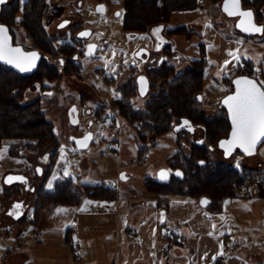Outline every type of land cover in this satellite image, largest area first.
Returning a JSON list of instances; mask_svg holds the SVG:
<instances>
[{
	"label": "crops",
	"instance_id": "0c3cea01",
	"mask_svg": "<svg viewBox=\"0 0 264 264\" xmlns=\"http://www.w3.org/2000/svg\"><path fill=\"white\" fill-rule=\"evenodd\" d=\"M220 4H215L212 0H198L195 10L172 14L191 17L186 28L192 35L190 38L174 35L169 38V42L172 51L187 64L199 58V44H204L207 61L218 64V74L223 80L236 72L239 60L249 61L253 65L251 58L241 54L240 47L248 40L263 41L264 34L244 35L236 30V19L222 14L228 20L225 23L227 28L235 34L231 37L229 31L228 35H224L223 29L221 31L213 23L214 14L220 18L215 10L219 9L218 12L222 13ZM262 11L264 13V6ZM201 19H204V24L199 26L197 22ZM257 23L264 26V18ZM229 51L235 53V56H228ZM225 60L231 63L225 66ZM262 64L264 63L258 69L261 73L257 74L261 75L260 81H264ZM167 133L170 131L156 138ZM115 138L119 142L118 150L115 151L116 157L114 152L98 157L91 176H84L75 169V178L71 175L65 176V170L68 172L71 167L66 154V165L60 175L73 181L80 199L76 203L47 206L36 218L33 212L29 219L33 229L26 236V208L30 202L25 203L19 182L8 185L4 178L12 173L22 174L30 179L27 173L29 169L22 168L20 156L5 159L10 167L5 170L0 167V264H264V195L256 183L245 188L239 197L225 198L220 212L212 213L194 199L169 195L163 208L149 200L153 195L144 185L145 178L156 176L151 170H144L142 174L135 176L125 173L128 179L118 180L122 171L139 170L146 168V165L132 166V160L123 159L127 155L126 146L122 143L121 134ZM168 140L170 146L164 156L165 164L175 152L169 153L178 144L172 137ZM143 151L148 156L144 149ZM243 157L241 161L244 167L259 170L264 176L261 158L256 153ZM1 164L5 163L0 162ZM108 166L109 172H103ZM161 167L166 168V165ZM105 180H111L110 186L103 183ZM98 185L105 186L107 195L114 194L113 197L96 199L86 193V186ZM14 188L21 193H13ZM9 190L13 192L6 196ZM138 194L144 198L137 200ZM20 200L24 201L22 215L14 218L9 213L12 211V204ZM181 222H185V225L181 226ZM163 226L180 230L187 244H175L171 257L162 256L156 261L154 251L163 242ZM11 234L17 244L8 240L7 236ZM23 237L24 241L21 242Z\"/></svg>",
	"mask_w": 264,
	"mask_h": 264
},
{
	"label": "trees",
	"instance_id": "16d2710c",
	"mask_svg": "<svg viewBox=\"0 0 264 264\" xmlns=\"http://www.w3.org/2000/svg\"><path fill=\"white\" fill-rule=\"evenodd\" d=\"M96 1L103 3L107 0ZM212 2L219 4L222 0ZM242 5L254 11L257 22L264 18V0H242ZM197 6L198 0H163L162 4L159 0H123V29L130 33H145L153 27L167 23L172 13L193 11ZM45 9L46 0H25L22 5L19 0H15L2 6L0 23L8 26L13 41L12 28L17 25L32 42V48L37 49L43 58L37 70L30 76L20 75L0 64V147L4 141H12L9 154L18 157L21 156L23 148L35 151L52 145V148H47L51 163L55 160L61 143L53 131L52 122L46 119L40 107V99L24 102V96L38 86L44 89L46 81L61 76L81 78V74L79 68L71 61L65 62L64 65H55L48 61V58H53L57 53L41 24ZM19 13L21 17L18 19ZM165 33L169 38L174 35L190 38L192 35L185 26L165 30ZM58 50L67 57H72L77 52V48L70 43H61ZM199 54V58L191 60L189 66L179 73L174 70L172 64H162L150 70L148 76L153 93L143 109L137 110L131 103L135 95L133 86L126 88L121 97L111 105L116 109L117 115L134 127L141 144L172 131L182 119L189 120L192 126L198 128L195 134L201 136L199 139H193L195 134L186 131L188 146L191 148L190 156H184L181 147L167 159L166 168L179 171L182 177L172 175L169 182L164 184L159 183L155 177H149L145 178L144 185L154 197L180 196L198 202L201 198H207L210 200L207 210L216 213L222 210L225 198L241 196L247 186L263 181L264 176L259 170L236 168L233 164L210 159V152L216 148L218 140L228 135L230 124L223 108H218L215 114L208 116L197 99L203 92L208 62L202 43L199 44ZM246 62L252 65L249 61ZM257 74L252 77L260 81ZM238 75L241 73L236 70L231 77L222 80L226 87L228 86L222 97L232 91L231 81ZM101 108L104 106L100 105L97 110ZM184 132L181 130L176 133L181 138ZM180 138L178 142L181 141ZM199 141L202 143L199 144ZM140 153L139 158L144 155L143 149ZM201 161L203 163H200ZM106 189L102 185L85 187L86 193L96 199L113 197L114 194L107 195ZM17 191L16 188L14 192L9 190L6 196ZM79 199L73 181L68 178L58 184L53 193L42 190L37 194L34 218L47 206L76 203Z\"/></svg>",
	"mask_w": 264,
	"mask_h": 264
},
{
	"label": "rangeland",
	"instance_id": "374dc122",
	"mask_svg": "<svg viewBox=\"0 0 264 264\" xmlns=\"http://www.w3.org/2000/svg\"><path fill=\"white\" fill-rule=\"evenodd\" d=\"M15 0H10L8 3L14 2ZM25 0H19L20 5L23 4ZM160 4H162L163 0H159ZM46 9H55L59 18L63 19L69 16H78L81 18L82 26L86 28V30L90 31L91 42H96L98 47V52L95 56H86L80 59L82 65V71L85 78V82L89 88L92 87V90L96 97L105 101L107 105L105 108L98 109L95 111L94 116L87 114L84 106L80 104V93L77 91L78 89H82L79 87L76 81L69 78L68 76H61L60 78L54 79L52 81L44 82V89L46 92H36L35 90L29 91L24 96V102H30L34 100L36 97L40 98V107L46 117V119L52 122L54 128L56 129V136L59 142L61 143V147L67 154L71 167L68 171L69 175L75 178L74 171H79L80 173L86 175H92L95 170V162L98 160V157L101 155L105 156L107 154H111V151L107 149V145L110 141H112L118 134L122 136V143L126 146L127 155L123 156L124 158H128L129 160L137 161L139 159V155L141 154L139 150L144 149L145 154H148L149 158L146 163V168L128 171L124 170L128 175L133 174V176L142 174L144 170H151L154 175H156L157 171L165 164L164 156L167 153V149L169 148V137L176 139L180 138L177 131L172 130L170 133L163 135V137H159L158 139H154L152 142H148L146 144H141L135 134V129L133 126H130L125 120H123L119 115H117L116 109L112 107V103L115 98L119 96V92L116 91L115 87L111 84H106L102 75L108 74L110 71L108 58H112L114 63H118L121 66V70L126 72L130 66L137 67L138 70H142L144 65L141 64L139 59L135 56L136 52L144 47L152 51L154 37L153 29H151L148 33L140 34L137 36H133L130 33L124 31L123 29V20H124V7L123 0H107L106 2L99 3L96 0H46ZM103 5L104 11L97 12V6ZM219 8V6H218ZM247 8V7H245ZM218 13L220 18H217V14L213 16V23L222 31L223 34L228 35L229 31H231V37L235 34L232 33V30H229L226 26V22L228 21L223 13H219V9L215 10ZM221 11V10H220ZM21 12V11H20ZM222 12V11H221ZM117 13H121L120 16H117ZM174 14V13H172ZM171 14V16H172ZM170 16V17H171ZM21 17V13L18 14L17 18ZM191 21V17L185 15H175L172 16L167 23L159 26L162 30H168L175 27L180 26H189ZM204 19H201L197 22L199 26L204 24ZM54 22L51 26L45 28V31L49 33V35L57 34V35H65L68 34V29H62L61 31L54 30ZM194 29L196 28L193 26ZM53 28V29H52ZM158 28V27H157ZM230 28V27H229ZM14 41L19 44H23L22 46L25 48L32 47V42L26 37L24 32L19 28V26L15 25L13 28ZM131 37V38H130ZM140 37H143L141 39ZM61 41H55L54 46L56 48V55L53 58L55 61V65H58L56 62L57 57L66 58V55L62 52H59L58 47ZM241 54L246 58H251L253 61V65H255L256 71L259 73L261 63H264V40H255L244 43L242 47H240ZM159 57V53L153 52L152 59H157ZM174 64V70L179 73L184 71L189 64L186 61L181 60L179 63L174 62L173 60H169V64ZM264 68V64H262ZM218 64L212 61L208 62V65L205 68V76H204V88L201 93V103L204 112L211 116L215 114V112L219 108L220 100L222 98V94L224 91L228 89L225 83H223L221 76L218 74ZM98 69H103V74L97 72ZM82 78V77H81ZM261 80V75L259 76ZM84 89V88H83ZM230 89V88H229ZM52 91V92H51ZM53 93V94H52ZM91 101V100H90ZM147 101V98H142L140 96H134L132 98V105L134 108L143 109L144 105ZM74 104L78 110V124L75 126L71 123L69 117V108ZM88 108L92 105L88 102ZM97 107V106H96ZM110 109V110H109ZM99 111H103L104 115H108V119L103 121L100 124H95L94 120L96 118V113ZM112 118V119H111ZM115 119L119 122V126L115 123ZM92 121V125L89 126V122ZM87 132L92 134V141L87 148L80 149L72 143L71 139L76 137H81L85 135ZM184 132V130H183ZM201 134V133H200ZM188 134L186 131L181 136V141L178 142L175 148L171 153L176 152L182 147V154L184 156H190L191 148L188 146L187 142ZM201 138L200 135L195 134L193 139ZM149 141V140H148ZM12 141L6 140L2 143L0 149L7 147V152L4 154L3 158L0 159L1 164L0 167L2 169H8L10 166L7 164L5 159L12 158L9 154V149ZM174 141H172V145ZM52 148L53 146H44L38 150L32 151L30 149L23 148L21 151L20 163L23 164V169L27 170L30 178H34L35 173L38 176H42L46 171L47 160H48V152L47 148ZM137 147L140 148L137 150ZM138 151V152H137ZM256 154L261 158L262 167L264 169V142L258 147ZM117 154L114 152V156ZM244 157L235 153L229 158H225L221 150L217 147L212 149L210 152V159L216 162H223L226 164H233L236 168L244 167L242 163V159ZM87 164V166L83 165ZM111 165V164H109ZM122 166V165H121ZM38 168L41 169L39 174ZM45 168V169H44ZM163 168V167H161ZM75 169V170H74ZM137 169V167H136ZM110 167H106L103 172H109ZM264 171V170H263ZM120 173V172H119ZM118 173V174H119ZM75 175V176H74ZM118 180L119 176H118ZM264 181V180H263ZM261 182V181H260ZM104 184L110 186L111 180L103 181ZM35 184V182H34ZM258 188L259 182L256 183ZM252 185V184H250ZM254 185V184H253ZM248 187V186H247ZM0 188H2V182L0 180ZM263 188V187H262ZM35 191L32 192L31 197H28V193L23 194V198L25 203H29L30 205L26 208V218L28 219V228L26 235L31 234V230L33 229L32 223L29 222L32 218V214L34 212V202L33 198ZM152 197V198H151ZM149 199L151 202L160 204V207L165 208V200L169 198L168 195H159V196H151ZM144 196L138 194L137 200L143 199ZM7 236V235H6ZM9 241L17 244V241H14L13 235L7 236ZM20 240V239H19ZM24 241V237L20 240Z\"/></svg>",
	"mask_w": 264,
	"mask_h": 264
},
{
	"label": "flooded vegetation",
	"instance_id": "af4514ba",
	"mask_svg": "<svg viewBox=\"0 0 264 264\" xmlns=\"http://www.w3.org/2000/svg\"><path fill=\"white\" fill-rule=\"evenodd\" d=\"M42 19H43V16H42ZM42 19H41V24H42V27H43L44 30H45L46 27L51 26L53 24V22H54V26L53 27H54L55 31H61L62 29H65V28L68 29V34H65V35L53 34L51 36V35H49V33L46 32L47 36L51 40L53 46H54V42L55 41H61V43H70V44L74 45L77 48V52L72 57H67L66 56V58H64V59L57 57L56 62L58 64L61 63V65H64L65 62L71 61V62H73V64H75L79 68L82 78H78L77 76L76 77H69V78H71L74 81H76L77 83H79L78 84L79 87H82V89H80V90L78 89L77 90L80 93L79 100H80L81 106H84V108L87 111V114H89V115L91 114L93 116H94L95 111L97 110V108L100 105L104 106V109L107 110L108 108H105L107 103L105 101L99 99L98 97H96V95L94 94V92L92 90V87L89 88V86L86 83H84L85 82V78H84V75H83L82 65H81L80 59L87 56V55L85 56V53L87 51L88 45L96 46L95 49H94L93 55H91V57L95 56V54L98 52L99 45H97L96 42H91L90 41L91 35H88L86 37H80L78 35L81 32L90 33L89 30H86V28H84L82 26L81 18L78 17V16H74V17L73 16H69V17H65V18L61 19V18L58 17L57 12L54 9V16L52 18V21H51L50 25L44 26L43 22H42ZM65 22H67V23H65ZM61 24H64V27H60ZM157 27L158 26L153 27V28L156 29ZM153 28H151V29H153ZM148 32H145V33H148ZM128 33H130V32H128ZM145 33H130V34L133 35V36H137V35L145 34ZM14 44H19V43H14ZM19 45H21V44H19ZM157 45H159V48H157ZM23 48L25 50H37V49H34L32 47H28V48L23 47ZM153 52L159 53V57L157 59H154V60L152 59V53ZM137 53H139V54L137 55ZM135 56L139 59L141 64L144 65V68L141 71L138 70L137 67H135V66H130L127 69V71L124 72V71L121 70V66L118 63H114L112 58L111 59L108 58V60H107L109 62V67H110V71H109V73L107 75L103 74V72H104L103 69H98L97 70L98 73L103 74L102 77H103L104 81L106 82V84L113 85L115 87L116 91L119 92V96L117 98H115L114 101L119 99L121 97V95H122V92H124L125 89L130 87V86H133V88H134V91H135V95L134 96H140L142 98H147V100H148L150 95L153 93V91L151 89V82H150V79H149V76H148L149 71L152 70V69L158 68L162 64H169V60L170 59L173 60L176 63H178L179 60H180L179 56L175 52L172 51L171 43L169 42V37L165 33V30H162V29L159 32L158 36L155 35V37H154V43H153L152 51L147 49V48L142 47L136 52ZM42 58H43V55L41 57V61H42ZM53 58H48V61H50L51 63L55 64V61H53ZM172 65H174V64L172 63ZM140 77H146L148 79V81H149V89H148L147 93L144 96H142L140 94V91L138 89V87H139L138 81H139ZM40 90L42 92H46L45 90L41 89L40 86L35 88L36 92H40ZM199 96H201V95H199ZM35 99H40V98L36 97ZM88 102H90L91 105H92L90 108H88L89 107L88 106ZM72 108H75L76 113L74 114V112H73L72 114H69V117H70L71 121L76 119L77 123L73 124V125L76 126L78 124V110H77V107L74 104H72L70 106L69 111ZM137 110H141V109H137ZM90 122H89V126H91L93 124L92 121H90ZM197 130H198V128H195L193 133L195 134V132ZM184 131H186V130H184ZM87 134H91V133L87 132L85 135H87ZM85 135H83L81 137H77V138H82ZM72 143L74 144V142H72ZM61 148L62 147H61V144H60V146H59V148L57 150L56 158L51 163H50V159H49L50 158V152L48 150H46L48 152L47 166H46V171L44 172V174L41 177L38 176V174L35 173V175H37V176H35L34 178H30V179L27 178V180H25V181L23 180V182H19L20 183L19 185L21 187V191L24 192V193H28V197H31L32 192L35 191V193H34L35 198H33L34 199L33 200L34 203H35V200H36V196H37V194L39 192H41L43 190V191H45L47 193H53L55 191V189H56V186L58 184H60L62 182H65L68 179V178H62L61 175H60V172H61L62 168L66 165V153L63 150V154H62L61 153ZM47 169H48V171H47ZM38 170H40V172H41L40 168H38ZM54 175L56 176V179L53 180L52 177ZM50 180L52 181V187L51 188L48 187V184H49ZM34 182H35V184H34ZM21 191H17V193H21ZM23 202H24L23 200H20V202H16V203L14 202L12 204L13 207H12V211L11 212L17 213L20 210L22 211L23 208H24V206H23L24 203ZM22 203H23V205H22ZM17 204L20 205V208L14 209V205H17Z\"/></svg>",
	"mask_w": 264,
	"mask_h": 264
},
{
	"label": "snow or ice",
	"instance_id": "6c2138e0",
	"mask_svg": "<svg viewBox=\"0 0 264 264\" xmlns=\"http://www.w3.org/2000/svg\"><path fill=\"white\" fill-rule=\"evenodd\" d=\"M4 2L5 0H0V3ZM103 11L104 6L98 5L97 12ZM223 11L229 16L239 15L241 17L237 27H239L242 31L247 33L264 34V26H257L252 22L251 11L240 10L239 0H224ZM116 15L120 16L121 13H117ZM208 26L210 27V25ZM60 27H64V24H61ZM160 31V27L154 29L153 35L158 36ZM7 32L8 30L5 27L0 26V61L13 65L21 72L30 71L33 67H35V61L39 58L37 53H24L19 47H12L9 43ZM78 35L80 37H86L90 35V33L81 32ZM140 38L143 39V37ZM237 43H239V41H237ZM95 47L96 46L94 45H88L85 55H93ZM157 48H159V45H157ZM138 54L139 53H137V55ZM227 55L235 56V53L229 51ZM224 63L225 66H227L229 63H231V61L225 60ZM139 83L141 85L140 94L143 95L146 90V81L144 77L139 78ZM233 83L236 86L235 92L232 95L226 96L223 100V104L228 108L231 120L232 128L230 138L220 141V147L224 149L226 156L231 155L232 150L235 148L241 149L247 155H252L257 144L264 141V81H258L257 79H250L248 77L242 76L237 78ZM197 99L201 98L198 97ZM71 111L74 112L75 109H72ZM182 127H188L189 131L192 130L190 123L187 120L182 121L179 127H177L175 130L179 131V129ZM89 139H91V134L85 135L82 140L77 141V144H79L81 147H85L86 142ZM6 152L7 147L0 149V159L3 158ZM61 153L63 154V147L61 148ZM200 163H203V161ZM64 175H69L67 170H65ZM176 175L179 176L181 173L177 171ZM121 178H124L123 174L121 175ZM13 179L23 180L24 178L9 177L8 182H11ZM52 179H56V176L54 175ZM160 179H167V172L165 170L161 171ZM48 187H52L51 180L49 181ZM207 203L208 201L206 199L201 200L202 205H206ZM18 208H20L19 204L14 205V209ZM9 214L14 215L16 213L10 212ZM213 228H215V225H213ZM209 235H212V233H209Z\"/></svg>",
	"mask_w": 264,
	"mask_h": 264
},
{
	"label": "water",
	"instance_id": "95a60500",
	"mask_svg": "<svg viewBox=\"0 0 264 264\" xmlns=\"http://www.w3.org/2000/svg\"><path fill=\"white\" fill-rule=\"evenodd\" d=\"M9 1H10V0H5L4 3H0V13H1V10H2V6L5 5V4H7ZM223 4H224V0H222V2H221V4H220V10L222 11V13H223L226 17L236 19V23H235V28H236V30H238V31L241 32L242 34H244V35H248V36H255V35H261V34H262V33H247V32L242 31L239 27H237V25L239 24V22H240V20H241V17H240L239 15H234V16H229V15H227V13H225V12L223 11ZM239 8H240L241 11H251V13H252L251 20H252V22L255 23L257 26H262L261 24H258V23L256 22L254 11H253L251 8H244V7H243V5H242V0H239ZM0 26H3V27H5V28L8 30L7 34H8V37H9V43H10V45H11L12 47H14V48H15V47H19L24 53L35 52V53H37V55H38V57H39V58L35 61V67H33L30 71H25V72H21L19 69H17V68L14 67L13 65L7 64V63H5V62H3V61H0V64H1V65H4V66H7L8 68L12 69L13 71H15L16 73H18V74H20V75H23V76H30V75H32V74L37 70V68H38V66H39V64H40V61H41V57H42V55L40 54V52H39L38 50H25V49L23 48L22 45L14 44V42H13V37H12L10 31H9L8 26L5 25V24H2V23H0ZM242 76H243V77H248V78H250V79H256V78H254V77H252V76H248V75H238V76L234 77V78L232 79V81H231L232 91H230L229 93H227L226 95H224V96L220 99L219 108H223V109L226 111V113H227V118H228V121H229V124H230V130H229L228 135H227L226 137H223V138H221L220 140H218L216 147H217L219 150L222 151L223 156H224L225 158H229V157H231L232 155H234L235 153H240L242 156H251V155H247V154H245V153H244L241 149H239V148H235V149H233L232 152H231V155L226 156V155H225V151H224V149L220 147V141H224V140H227V139L230 138V133H231V128H232V126H231V120H230V116H229V112H228V108H227L226 105L223 104V100L225 99L226 96H228V95H232V94L235 92L236 86H235V84H234L233 82H234L237 78L242 77ZM144 79H145V81H146V85H145L146 90H145V92H144V94H143L142 96H144V95L147 93L148 89H149V81H148V79H147L146 77H144ZM138 85H139L138 89H139V91H140V87H141V85H140L139 81H138ZM199 98H201V96H199ZM199 101H201V99H199ZM72 109H75V108H72ZM72 109H70L69 114H72V113H73V112L71 111ZM75 113H76V111H74V114H75ZM184 120H187V119H182L181 122L184 121ZM187 121H189V120H187ZM71 122H72V124H76V123H77V122H76V119L73 120V121H71ZM181 122H180V123H181ZM180 123L177 124V125H175L173 130H175L177 127H179ZM189 123H190V126H191V128H192L191 131L188 130V127H182V128L179 129V131H181V130H186V131H188V132H190V133H193L194 130H195V127L192 126V124H191L190 121H189ZM53 131H54V133L56 134V129H55V128H53ZM175 131H176V130H175ZM177 132H178V131H177ZM82 139H83V137H82V138H77V137H76V138H72L71 141L74 142V144H75V146H76L77 148L84 149V148H87V147L90 145V142H91V140H92V134H91V139H89V140L86 142V146H85V147H81L79 144H77V141H78V140H82ZM201 142H202V141H199V144H201ZM263 142H264V141H262V142H260V143L257 144V146H256L255 149H254V153H253L252 155H254V154L256 153L258 147H259ZM162 170H165V171L167 172V179H165V180H161V179H160V173H161ZM176 172H177V171H173V170L168 169V168H161V169H159V170L157 171L155 178H156V180H157L159 183H162V184H164V183H168L169 180H170V177H171L172 175L177 176V175H176ZM39 174H40V170H39ZM122 174H123V176H124L123 179L121 178V175H122ZM9 177H13V178H15V177H23V178H24V179H23L24 181L27 180V177L24 176V175H22V174H12V173H10V174H7V175L5 176V178H4V182H5L6 184H8V185H10V184H12V183H16V182H23V180H18V179H13L11 182H8V178H9ZM177 177L181 178L182 175H179V176H177ZM119 179H120L121 181H125V180L128 179V177L125 175V172H121V173L119 174ZM202 199H206V200L208 201V203H207L206 205H202V204H201V200H202ZM201 200L199 201V203H200V205H202V206H204V207H207V206L210 204V200L207 199V198H201ZM21 215H22V211L20 210V211H18L16 214H14L13 217H14V218H19Z\"/></svg>",
	"mask_w": 264,
	"mask_h": 264
},
{
	"label": "built area",
	"instance_id": "2783aa9c",
	"mask_svg": "<svg viewBox=\"0 0 264 264\" xmlns=\"http://www.w3.org/2000/svg\"><path fill=\"white\" fill-rule=\"evenodd\" d=\"M53 16H54V10L52 8L45 11L42 19L43 25L44 26L50 25ZM236 70L243 75L252 76L257 73L256 69L244 60H239L237 62ZM107 119H108V115H104L103 111H99L96 113V118L94 120V123L100 124L103 121H106ZM118 146H119L118 138H114L112 141L108 143L107 149L111 152H115L118 150ZM147 161H148V156L144 155L140 157L137 161L132 162L131 164L132 166L133 165L145 166ZM259 186L261 187L260 190L264 195V181L259 182ZM180 225L181 226L185 225V222H181ZM161 237L163 239V242L154 251V259L156 261H159L162 258V256L171 257L175 244L177 243H181L183 245L187 244V240L182 236L180 230H176L175 228L163 226L161 228Z\"/></svg>",
	"mask_w": 264,
	"mask_h": 264
}]
</instances>
